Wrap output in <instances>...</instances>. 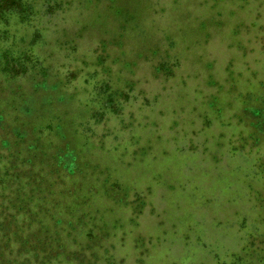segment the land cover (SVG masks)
Wrapping results in <instances>:
<instances>
[{
    "label": "rangeland",
    "instance_id": "obj_1",
    "mask_svg": "<svg viewBox=\"0 0 264 264\" xmlns=\"http://www.w3.org/2000/svg\"><path fill=\"white\" fill-rule=\"evenodd\" d=\"M261 1L250 0L247 3L245 0H235V2L233 0H106L96 9L85 13L84 7L81 9L78 2H73L72 5L70 4L71 7L67 8V4H64L63 0H25L26 4L32 5L34 9L28 18L20 20L13 13L3 15L10 22H14L15 27L18 28L13 32L21 38L19 47L42 46L37 44L35 39L31 41L32 44L28 45L27 43L31 39L26 32L32 34L35 31H40L44 33L46 39H49L54 36L53 33H55L54 30L57 25L59 29L60 27L70 29L74 35L76 31L83 32L84 35L81 33L83 36L79 35L81 37L76 38V45L73 50L70 46H65L66 49L61 46L59 53L54 54L48 61L51 63L50 67L47 66L48 62L39 61L37 62L38 65L31 68L32 71L31 69L27 72L20 70L19 76L21 78H17L16 82L9 80L6 88H2L3 78L8 79L9 76L0 74V139H6L9 131V128L3 125L4 119L1 115L4 113L1 108H8L11 115L16 114V111L12 109V104H7L12 95V90L15 92L25 91L28 103L20 102L18 106L23 109L26 104V107L31 106L33 108V112L38 116L32 118V121H36L39 119V115L46 114L50 109L51 105H47V101L53 98L55 100L53 105L56 106L57 98H63L64 101H61L62 103L58 101L57 104L60 113H57L59 115L57 122L60 125L62 118H66L70 131L69 140L72 143V146L66 145L62 150L64 158L61 161L65 168L67 170L68 168L91 170L92 164L90 162L96 161L107 170L106 175L124 182V186L128 189L136 188L138 191L144 186L143 190L150 192V197L152 195L151 198L153 199L147 204V212H143L142 216L140 215L138 218L133 216L137 222L139 221V226H132V229H137L136 234L128 230V237L133 234L136 236L140 234L144 238L147 236L146 232H149L148 223H157L161 219V215L164 217V228H169L170 232L163 233L169 241L163 242L162 247H157L156 250H153L152 255L145 258L147 264H163L168 261H173L175 264H196V261L208 259L209 253H215V250H218V245L222 246L220 252L227 253L232 246L226 241H234L224 237H228L230 232L234 230V227L226 224L230 216H246L249 221L252 220L250 224L248 223L247 231L254 232L258 237L262 236L259 237L260 239H253L252 243L254 244L250 246L248 244L249 249L247 251L251 252V249H256V252L263 254L264 252L261 250H264V227L261 228V223L257 221L258 208L250 207L249 202H247L249 206L241 202L236 208V213L233 214L229 204L230 195H234L231 190L232 186L229 188V185L226 186L224 181L222 184L220 178L223 176L227 181H231L234 176H237L234 173L235 166L239 168L240 177H251L250 175L255 172L253 169L251 173L252 168H249L251 160L246 162L231 158L236 165L228 161L219 168L218 166L214 167L209 162V154L204 152V160H201L197 148L194 147H198L200 143L202 149L207 146L204 145V141L201 142V134L185 135L186 132L184 133L185 129H189L187 116H193L195 120L199 117V115L195 117L194 113H190L191 107L196 106V101L198 102L201 97L203 102H207V100H213V97L218 94L215 81L221 80L219 79L221 76L216 66L222 65L223 67L224 65V62H219L218 58L222 55L227 58L234 55L231 52L233 48L230 50L231 44H237L240 41L241 44L246 45L250 51H248V60H250L253 68L264 67V51L260 44L263 41L260 37H256L259 31L264 32V27L260 25H264V8H262ZM55 2L61 6L55 7L53 10L50 6L56 4ZM161 9L166 10L165 14L161 16L154 14L155 11ZM260 9H263L262 15L257 16L254 20L256 24L260 25L259 29L246 30L243 22ZM116 10H120L118 12H122V15L127 12L128 16H133L129 20H131L134 33H127L125 36L127 46L124 45V51L126 57L133 56V51L136 48L144 49L145 47L141 45L144 39L149 38V43H154L153 46L159 45L163 41L160 35L163 31L168 33L166 37L175 36V43L178 45L176 51H180V54L185 58L182 69L176 70V74L173 76H170L166 70L165 75H161L160 79L150 86L140 82L137 87L135 82H137L138 77L135 78L132 75V79L128 78L133 80L132 83L130 82L131 84L123 82L125 80L123 76H120L123 78L122 80H118V77L114 78L116 71L121 66L120 61L111 62L112 58L107 59L102 48L96 49L94 44L106 35L119 37L118 35L121 34L117 21L124 16L119 17V14L115 12ZM144 13L145 22L143 26L142 15ZM82 19L85 20V23H89L86 30L81 29L78 24V20ZM3 27L9 29V24ZM157 28L160 29L157 31ZM160 30L162 31L159 33ZM93 33L95 40L92 36ZM235 33H237V38L234 36ZM195 37L197 39L196 47L186 55V42H190ZM206 40L208 42H205ZM138 42L141 43L136 45ZM227 44L230 45V48H227ZM249 48L253 49L250 50ZM241 51L242 47H237V55ZM39 52L46 54L48 52L47 45L40 47ZM199 54L202 58L199 57ZM84 55L90 60L87 65L80 61L86 60L82 58ZM112 55L116 56V52H113ZM74 56L77 58L74 59ZM95 57H98L99 62L94 66L92 58ZM243 59L236 57L234 66L245 67L246 64L241 61ZM129 65L131 68L133 67L132 61ZM123 66L125 67V65ZM133 68L142 72L148 68V65L139 62ZM233 68L235 71L237 70V68ZM119 70L125 71L124 68ZM170 77L172 82L168 81ZM163 78H167V81ZM180 78L186 79L183 86ZM208 80L212 81L208 82ZM153 86L156 87L154 91ZM110 88L117 92L112 93ZM191 88L192 93L198 96L189 93ZM106 90L108 91L105 93ZM154 94L160 95L158 100L153 99ZM263 115L258 119L264 120ZM79 119L89 121L86 130L93 135L92 144L90 141L80 140L79 135L77 137L76 134L72 135V131L75 129V121L77 122ZM176 123L179 125L177 126ZM17 126L19 127V125ZM193 126L196 132L202 131L199 125ZM241 128L245 129L244 126ZM22 133L24 132L22 131ZM133 136L136 137L132 139ZM188 137L193 140L194 149H192ZM97 140H101L105 146L102 148L99 146L97 149L92 148ZM84 142L89 148L84 147ZM238 142L240 141H234V143ZM115 145L119 147L120 152L113 149ZM134 146L136 152L138 147L142 150L137 155V159H134L132 151L127 156H123L122 152L130 150ZM76 149L78 150L77 153ZM72 154L75 156L74 159L71 157ZM77 154L79 158H77ZM211 154L217 156L218 150L215 153L211 152ZM251 155L253 159L254 155ZM241 165L244 167V170H241L242 173L240 171ZM252 180L257 183L256 178H252ZM75 181H79V179ZM158 183H162V185ZM145 185L151 189H147ZM68 186H71V183ZM236 186L238 185H234V188ZM241 193L244 200L250 195L246 192L245 184L242 182ZM123 197L127 200L126 193L125 196L123 194ZM206 198H211V201L206 202ZM136 199L138 201L135 204L140 203V201L142 204L145 202L144 199ZM145 200H147L146 197ZM152 202L157 207L156 211L151 214L148 211L154 205ZM203 202L205 203L204 206ZM109 204L110 200L100 197V200L94 201L96 206L94 209L105 210ZM170 204H172L173 209L170 208ZM114 210L121 217L124 216L123 208L118 207ZM184 210H188L187 218L190 222V215L196 219L195 225H191L192 228L187 226L186 222L180 224L182 220L179 218L182 217ZM262 214H264V210H262ZM107 216H111V214H107ZM123 219L124 221L127 220L125 217ZM150 220L152 221L149 222ZM130 223L133 222L129 221V225ZM215 223L216 227L214 228ZM171 228L178 229L180 233L186 230L191 238L190 242L185 244L181 236L175 237ZM245 230L243 229L239 233L244 235ZM201 238L204 239L202 244H205L207 248L205 250L196 245ZM232 250H236V247ZM136 253V251L119 247L116 260L123 255L125 257L124 264H134V256L139 257ZM223 257L228 260V257ZM248 258L255 257L248 256ZM259 264H264V258L262 261L259 259Z\"/></svg>",
    "mask_w": 264,
    "mask_h": 264
},
{
    "label": "trees",
    "instance_id": "obj_2",
    "mask_svg": "<svg viewBox=\"0 0 264 264\" xmlns=\"http://www.w3.org/2000/svg\"><path fill=\"white\" fill-rule=\"evenodd\" d=\"M105 1L63 0V3L67 4V8H69L73 2H78L81 9L84 7L86 13L96 9L101 3L104 4ZM233 1L235 2V0ZM245 2L249 3L250 0H245ZM261 3L263 6L261 7L264 8V0ZM60 6L56 3L50 8L54 10L55 7ZM33 11L32 5L26 4L25 0H0V74L9 76L8 79L3 78L2 88H6L9 80L16 82L17 78H21L19 76L20 70L27 72L38 65L37 62L39 61L48 62L54 54L59 53L61 46L64 48L70 46L73 50L76 45V38L84 35L83 32H81L83 34L81 35L80 31H76L75 35L77 36H75L70 29L66 27H60L59 29L57 25L54 30L55 33H53L54 36L49 39H46L44 33L40 31H35L32 34L26 32L31 39L27 44H32L31 41L35 39L37 44L47 45L48 52L46 54H40L39 50L42 46L39 47L38 45L21 48L19 47L21 38L13 32L18 28L15 27L14 22H10L3 15L13 13L20 20H24ZM118 11L120 10L115 12L119 14V17L124 16L117 21L121 33L118 35L119 37L106 35L94 44L96 49L102 48L107 59L112 58L111 62L120 61L121 66L116 71L114 78L118 77V80L124 78L123 82L131 84L133 80L128 78L132 79V76H135V78L138 77L137 82H135L137 87L140 82L150 86V84L153 85L159 80L161 75H165L166 70L170 76H173L176 74V70L182 69L185 58L180 54V51H176L178 45L175 43V36L166 37L168 33L162 30L159 33L162 31L160 35L163 41L159 45L155 44L156 46H153L154 43H149V38L144 39L142 43L138 42L136 45L141 43L145 48H136L133 51L135 53H133V56L126 57L124 51V45L127 46L125 36H127V33H134L131 20H129L133 16H128L127 12L122 15V12ZM165 11V9H161L155 11L154 14L161 16L165 14ZM145 13L142 15L143 26ZM262 13L263 9L257 10L247 21L243 22L245 29H259L260 25L264 27V25L254 22L257 16L262 15ZM7 24H9V29L3 27ZM78 24L81 29L84 28L85 30L89 25V23H85L84 19L78 20ZM61 29L62 31H59ZM158 29L160 28L156 30L158 31ZM92 36L95 40L94 33ZM234 36L237 38V33ZM196 37L192 38L190 42H186V55L196 47ZM256 37L262 39L263 42H260V44L261 49L263 48L264 51V32L259 31ZM205 42H208V40ZM116 47L118 50H116ZM237 47H242V51L238 55ZM227 48H230L229 44H227ZM231 49L234 55H230L228 58L222 55L218 58L219 62H224L223 67L222 65L220 67H217V64L215 65L221 76L219 78L221 80L215 81L218 94L213 97V100H207V102H203L201 97L198 102L196 101V106L191 107L190 113H194L195 117L199 115V117L195 120L193 116H187L189 129H185L184 133L186 132L185 135L201 134V142L204 141V145L207 146L202 149L200 143L198 147H194L197 148L201 160H204V152L208 153L209 162L214 167L218 166L219 168L228 161L234 163L231 158L246 162L251 160L249 168H252L251 173L253 169L255 172L250 176L256 178L257 183L251 177H240L237 166H235L234 171L237 176H234L231 181H227L223 176L220 178L222 184L224 181L226 186L229 185V188L232 186L231 190L234 195L229 194L231 197L229 204L233 214L236 213V208L241 202H244L246 206L249 202L250 207L258 208L257 221L261 223L262 228L264 227V214H262V210H264V120L258 118H261L264 114V67L253 68L250 60H248L250 51L240 41L237 44H231ZM249 49L252 50L253 48ZM113 52H116V56L112 55ZM190 54L193 55V53ZM74 57V59L77 58ZM199 57L202 58L200 54ZM236 57L246 59V61L241 60L246 64L245 67L234 66ZM82 58L86 59L85 61L80 60L82 63L87 65L90 62L86 55ZM92 61L95 66L99 59L95 57L92 58ZM131 61L133 67H136L139 62H144L148 65V68L142 70V72L135 70L129 65ZM47 66L50 67L51 63L48 62ZM233 67L237 70L235 71ZM122 68L125 71L119 70ZM120 76H123V78ZM163 79L167 81V78ZM184 80L186 81V79L180 78L182 86L183 83H186ZM168 81L172 82L171 77ZM211 81L208 80V82ZM152 89L154 91L156 87L153 86ZM111 91L114 94L117 92L115 89H111ZM189 93H192V88ZM192 95L196 96L197 94L192 93ZM159 96V94H154L153 99L158 100ZM62 99L57 98L56 106L53 105L55 100L53 98L49 99L47 105H51L50 109L46 114L39 115L40 117L36 121L31 120L38 115L33 112L31 106L26 107L28 99L24 90L19 92L12 90V95L8 100L7 104H12V109L16 111L15 115H11L8 108H1L4 113L1 115L4 119L3 125L9 128V131L6 139H0V264H124L125 257L123 255L116 260L119 247L137 252L136 254L139 257L134 256V264H147L145 258L152 255L153 250L162 247L163 242L168 240L164 233H168L170 230L164 228V217L161 215V219L157 223H148L149 232H146L147 236L144 238L140 234L136 236L134 234H136L137 229H132V226H139V221L137 222L133 216L138 218L140 215L142 216L143 212H147V204L153 199L151 198L152 195L150 197V192L143 190L144 186L138 191L136 188L128 189L124 186V182L117 178L112 179L113 177L111 178L108 174L106 175L107 170L96 161L90 162L92 164L91 170L85 168H68L67 170L65 168L61 161L64 158L62 150L66 145L72 146V143L69 140L70 131L68 130L66 118H62L60 125L57 122L59 119L57 104L63 102L64 99ZM20 102H26L23 109L18 106ZM75 123L76 130L73 129L72 135L76 134V137L79 135L80 140L90 141L92 144L94 141L93 135L86 130L89 121L79 119ZM193 125H199L202 131L196 132ZM241 126H244L245 129H242ZM134 137L136 136H133L132 139ZM188 140L192 145L193 140L189 137ZM237 140L240 142L234 143ZM83 145L89 148L86 142ZM99 146L102 148L105 144L101 140H97L92 148L97 149ZM135 146L122 152L123 156H127L132 151L134 159H137V155L142 150L138 147L137 153ZM194 147L192 145V149ZM113 149L120 152L117 145ZM216 150H218L217 156L211 154V152L215 153ZM251 154L254 155L253 159ZM71 157L72 159L75 158L73 154ZM77 158H79L78 154ZM241 170H244L243 165L240 166ZM77 179L79 181H75ZM241 182L245 184L246 192L250 194L246 197V200L243 199L241 193ZM69 183H71V186H68ZM158 184L162 185V183ZM234 185L238 186L234 188ZM146 187L151 189L149 186ZM125 193L127 194V200L123 197ZM100 197L110 200V204L105 210L101 208L94 209L96 208L94 201L96 199L100 200ZM145 197L147 200H145ZM136 198L144 199L145 202L142 204L140 201V203L135 204L138 201ZM205 201L209 203L211 198H206ZM204 202L203 206L205 205ZM152 203L154 205L148 211L151 214L156 211L157 207L154 202ZM118 207L123 208V217L127 219L126 221L115 212L114 208ZM170 208L173 209L172 204H170ZM129 213L131 215L128 216ZM132 213L134 214L132 215ZM107 214H111V216H107ZM187 216L188 210H184L182 217L179 218L182 220L180 224L186 222L187 226L189 225L192 228L191 225H195L196 219L190 215V222ZM129 221L133 223L129 225ZM251 221L246 216H230L226 224L234 227V230L230 232L228 237H224L234 240L226 241L227 244L232 246L231 250L227 253L220 252L222 246L218 245V250H215V253H209L207 250L210 257L196 261V264H254L255 262L259 264V259L263 260L264 253L259 254L256 249H251V252L247 251L249 249L248 244L249 246L254 244L252 243L253 239H260L259 237L262 236L258 237L254 232L247 231L248 223L250 224ZM215 227L216 223L214 224ZM243 229L246 230L244 235H241ZM128 230L134 233V237L133 235L127 236ZM171 232L175 237L181 236L185 244L190 242L191 238L186 230L180 233L178 229L171 228ZM203 240V238L200 241L198 240L196 245L205 250L207 248L204 243L202 244ZM167 245L172 246L171 244ZM235 247L236 250H232ZM261 251L264 252V250ZM223 256L228 257V260H225ZM248 256L255 258L249 259ZM163 264L175 263L168 261Z\"/></svg>",
    "mask_w": 264,
    "mask_h": 264
}]
</instances>
